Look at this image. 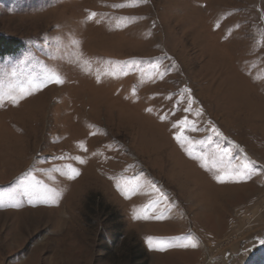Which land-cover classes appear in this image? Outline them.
<instances>
[{
    "label": "rangeland",
    "instance_id": "374dc122",
    "mask_svg": "<svg viewBox=\"0 0 264 264\" xmlns=\"http://www.w3.org/2000/svg\"><path fill=\"white\" fill-rule=\"evenodd\" d=\"M0 34V91L63 79L0 106V197L79 171L34 173L54 205L0 208V264H264V0H0ZM225 148L244 179H215Z\"/></svg>",
    "mask_w": 264,
    "mask_h": 264
},
{
    "label": "snow or ice",
    "instance_id": "6c2138e0",
    "mask_svg": "<svg viewBox=\"0 0 264 264\" xmlns=\"http://www.w3.org/2000/svg\"><path fill=\"white\" fill-rule=\"evenodd\" d=\"M138 2H143V0H134V3ZM116 6L120 7L123 5ZM94 16H96V13H90L87 19L92 20ZM73 43L75 44L76 42ZM13 75L16 74L13 73ZM97 79L99 80V77H97ZM50 83L62 84L63 79L56 73L47 71H45L41 75L39 80H33L31 77H29L27 80V84L17 83L13 86H10V88L7 90L0 91V106H2L6 100L13 105L18 104L20 100L24 99L26 96L33 95L35 92L40 91ZM184 91L188 90L185 89ZM191 103L192 101L191 99H189V106L191 105ZM185 111H188V109H185ZM179 123L183 125L186 123V121H180ZM173 127H176V125H173ZM211 132L213 135L223 138L222 134L218 129L215 128V126L212 127ZM176 139L179 143L180 136H177ZM181 146L183 147V145ZM189 155H191V152H189ZM230 156V150L225 148L222 150L219 158L213 161L212 167L216 168L222 173L221 176L215 177V179H217L219 182H225V178L232 181H239L244 179L245 175L247 174V169L250 162L245 161L239 165H233L232 160L229 159ZM54 159L62 160L65 159V157H55ZM70 159H76L80 163L84 162L80 159V157H72ZM35 172L42 173L49 179H54L52 173H59L61 176H66L69 180L75 179V177L79 175L78 169L72 167L71 164L63 166H53L50 169L30 170L29 172L23 174V183L20 185L17 191L12 194H6L5 196L0 197V208H3L5 206L20 207L21 196L25 197L27 199V202L33 204V206H35L36 203L54 205L58 202L61 192L58 189L50 187L48 184H45L42 180L38 179L34 174ZM116 187L117 190L121 191V193L125 195L126 199L130 198V195L137 194L141 189V176L138 174L133 177H121L119 179H116ZM152 188L155 191H159L158 189H156L154 184L152 185ZM161 195L163 194L161 193ZM148 207L149 205H144L143 209H147ZM133 218L149 219L150 217L146 213H134ZM155 218L162 219L163 215L156 216ZM185 239L189 240L190 243H183L182 241ZM146 242L148 243L150 248L156 247V249L160 251H163L165 247H197V242L191 236L174 238L173 240L169 241H156L155 244L153 243V238L148 237ZM261 243H264V240H261Z\"/></svg>",
    "mask_w": 264,
    "mask_h": 264
},
{
    "label": "trees",
    "instance_id": "16d2710c",
    "mask_svg": "<svg viewBox=\"0 0 264 264\" xmlns=\"http://www.w3.org/2000/svg\"><path fill=\"white\" fill-rule=\"evenodd\" d=\"M20 48V41L16 38H9L0 34V56L5 54L15 53ZM143 255L138 256L136 260L141 261ZM144 261H142L143 264Z\"/></svg>",
    "mask_w": 264,
    "mask_h": 264
}]
</instances>
